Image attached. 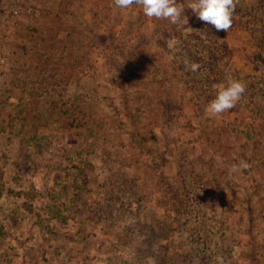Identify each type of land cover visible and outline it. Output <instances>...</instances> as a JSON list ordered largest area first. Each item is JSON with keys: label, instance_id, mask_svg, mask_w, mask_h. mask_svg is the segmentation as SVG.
Masks as SVG:
<instances>
[{"label": "rangeland", "instance_id": "obj_1", "mask_svg": "<svg viewBox=\"0 0 264 264\" xmlns=\"http://www.w3.org/2000/svg\"><path fill=\"white\" fill-rule=\"evenodd\" d=\"M177 2L0 0V264H264V0Z\"/></svg>", "mask_w": 264, "mask_h": 264}, {"label": "clouds", "instance_id": "obj_2", "mask_svg": "<svg viewBox=\"0 0 264 264\" xmlns=\"http://www.w3.org/2000/svg\"><path fill=\"white\" fill-rule=\"evenodd\" d=\"M116 6L127 9L134 4H139L147 17L165 18L176 24L181 20L184 7L177 0H115ZM188 7L196 17L214 26L219 30L227 31L232 25L235 9L234 0H189ZM185 66L195 72L200 65L195 62L185 61ZM215 97L206 105L205 111L217 115L232 109L241 100L246 89L242 80L228 78L227 83L215 86ZM247 166L246 164L244 165ZM148 264H154V259L148 257Z\"/></svg>", "mask_w": 264, "mask_h": 264}, {"label": "trees", "instance_id": "obj_3", "mask_svg": "<svg viewBox=\"0 0 264 264\" xmlns=\"http://www.w3.org/2000/svg\"><path fill=\"white\" fill-rule=\"evenodd\" d=\"M157 20H155V22H156ZM175 28V27H174Z\"/></svg>", "mask_w": 264, "mask_h": 264}]
</instances>
